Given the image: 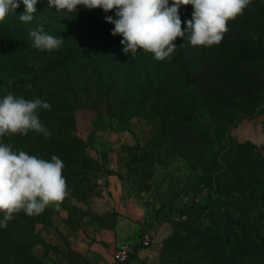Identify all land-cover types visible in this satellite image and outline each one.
<instances>
[{"label": "rangeland", "instance_id": "374dc122", "mask_svg": "<svg viewBox=\"0 0 264 264\" xmlns=\"http://www.w3.org/2000/svg\"><path fill=\"white\" fill-rule=\"evenodd\" d=\"M17 2L0 22V99L49 103L37 111L51 135L0 144L59 157L69 195L14 213L0 227V264H117L121 245L125 264H264V0L218 45L178 37L163 61L123 51L105 20L115 10L37 0L24 23ZM192 12L179 7L182 27ZM39 26L63 38L58 50L32 46Z\"/></svg>", "mask_w": 264, "mask_h": 264}, {"label": "clouds", "instance_id": "9594fccd", "mask_svg": "<svg viewBox=\"0 0 264 264\" xmlns=\"http://www.w3.org/2000/svg\"><path fill=\"white\" fill-rule=\"evenodd\" d=\"M25 11L19 15L24 23L34 18L37 0H22ZM251 0H48L57 11L75 13L78 6L86 9L115 10V19L105 16L114 25L111 34L123 37V51L132 53L144 50L158 61L170 58L180 37L191 46L218 45L228 31V22L241 15ZM181 5L193 7L192 18L182 21L178 15ZM19 7L17 0H0V22ZM32 46L41 51L58 50L63 38L44 31L43 26L29 30ZM183 46V44L181 45ZM51 105L40 98L25 99L8 92L0 99V137L13 134L27 135L29 130L45 137L51 133L42 125L38 109L49 110ZM63 161L52 156L51 160L29 155L23 150L14 151L12 145L0 144V227H6L13 214L23 211L28 216L39 215L49 205L59 204L69 195L63 176Z\"/></svg>", "mask_w": 264, "mask_h": 264}, {"label": "built area", "instance_id": "2783aa9c", "mask_svg": "<svg viewBox=\"0 0 264 264\" xmlns=\"http://www.w3.org/2000/svg\"><path fill=\"white\" fill-rule=\"evenodd\" d=\"M130 254V248L128 245H121L116 251L114 258L117 264H125Z\"/></svg>", "mask_w": 264, "mask_h": 264}, {"label": "trees", "instance_id": "16d2710c", "mask_svg": "<svg viewBox=\"0 0 264 264\" xmlns=\"http://www.w3.org/2000/svg\"><path fill=\"white\" fill-rule=\"evenodd\" d=\"M190 10H191V8H189V9L186 8V9H184V12H185V11L189 12ZM181 11H182V9H181ZM181 11H179V12L182 13ZM184 14H185V13H184Z\"/></svg>", "mask_w": 264, "mask_h": 264}]
</instances>
